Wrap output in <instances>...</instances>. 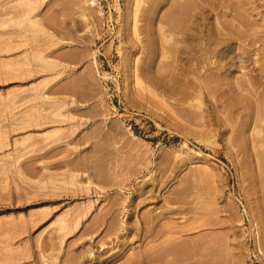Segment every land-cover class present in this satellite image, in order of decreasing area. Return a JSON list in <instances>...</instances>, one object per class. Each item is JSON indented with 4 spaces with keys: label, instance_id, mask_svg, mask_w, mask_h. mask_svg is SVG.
Segmentation results:
<instances>
[{
    "label": "rangeland",
    "instance_id": "rangeland-1",
    "mask_svg": "<svg viewBox=\"0 0 264 264\" xmlns=\"http://www.w3.org/2000/svg\"><path fill=\"white\" fill-rule=\"evenodd\" d=\"M0 264H264V0H0Z\"/></svg>",
    "mask_w": 264,
    "mask_h": 264
},
{
    "label": "bare ground",
    "instance_id": "bare-ground-1",
    "mask_svg": "<svg viewBox=\"0 0 264 264\" xmlns=\"http://www.w3.org/2000/svg\"><path fill=\"white\" fill-rule=\"evenodd\" d=\"M146 230H147V228H145ZM163 231H165L164 229H162ZM149 231V230H148ZM146 232V231H145ZM121 242V241H120ZM123 242V241H122ZM117 243H119V242H117ZM117 243H116V245H117ZM124 244H125V242H124ZM123 245V244H122ZM117 246H119V245H117ZM123 247H124V245H123Z\"/></svg>",
    "mask_w": 264,
    "mask_h": 264
}]
</instances>
